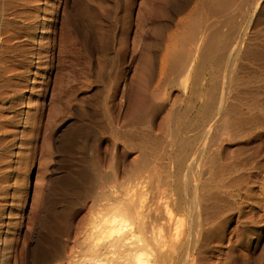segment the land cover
I'll return each mask as SVG.
<instances>
[{
	"label": "rangeland",
	"instance_id": "374dc122",
	"mask_svg": "<svg viewBox=\"0 0 264 264\" xmlns=\"http://www.w3.org/2000/svg\"><path fill=\"white\" fill-rule=\"evenodd\" d=\"M255 1H13L14 11L22 15L17 16L16 11L7 15L18 30L11 44L25 50L18 58L17 54L11 56L17 59L11 71L3 69L8 71L3 75L11 78L9 85L0 90V128L4 126L0 129V194L4 185L9 186L11 196L6 202L14 205V214H21L18 196L26 204L19 234L6 232L9 208L0 195L3 264H74L91 220L97 216L101 202H106L97 196L98 181H108L110 175V181L115 178L111 167L115 160L118 181L126 184L124 188L145 184L163 159L172 166H182L185 161V171L182 168L180 173L187 172L186 161L201 141L199 125L204 118L201 105L205 98L199 96L202 90L203 94L208 92L204 95L214 105L218 69L231 50L238 11L237 20H252L253 36L264 31V0ZM52 36L55 39L50 42ZM39 48L46 53L40 56L43 59L33 55ZM255 53L256 59L239 62L235 75L236 93L242 95L239 99L243 102L264 99V52ZM190 54L195 57L194 65L189 75L186 72L183 76ZM182 77L188 82L185 97L193 88L198 100L195 105L190 103L179 119L185 124L178 126L185 127V132L174 131L179 123L174 120L170 134L174 135L170 136L163 131L166 114L171 100L183 96ZM165 81L168 89L162 86ZM144 83L156 90L159 86L161 91L166 89V96L164 91L162 94L167 103L144 106ZM110 95L116 102L115 113H119L118 127L106 123V111L101 106ZM208 197L203 215L214 227L203 224L200 240H204L197 263L264 264V215L260 216L263 221L259 220L260 211L251 209V204H243V215V210H237L239 204L231 199L220 198V203L217 197L215 202L212 200L213 193ZM226 201L229 205L224 206ZM233 205L237 209L232 210ZM252 212L255 216L250 215ZM182 213L179 218L185 220ZM243 216H248L251 223ZM175 257L166 259V264L168 260L180 264L185 259Z\"/></svg>",
	"mask_w": 264,
	"mask_h": 264
},
{
	"label": "bare ground",
	"instance_id": "6f19581e",
	"mask_svg": "<svg viewBox=\"0 0 264 264\" xmlns=\"http://www.w3.org/2000/svg\"><path fill=\"white\" fill-rule=\"evenodd\" d=\"M13 1L14 0H0V90L5 86L9 85V80L11 78V77H5L4 75L6 73L3 75L4 73L3 71L8 72L3 69H9V71H11L10 67H12L17 60L11 58L13 56L15 57L16 56L15 54H17L16 58H18V56L22 54V49L23 51L25 50L24 48H20L17 45L16 47L11 44V41L14 40L12 39V36L18 33L17 26L15 23H13L14 21L12 17H11L12 20L9 19L10 17L7 18L8 13L11 14V12L14 11ZM255 2H258V0ZM252 6L254 7L255 5L252 4ZM252 6H247V7L253 8ZM248 11H246L245 16L246 14L248 15L247 13ZM15 14L17 15L19 14V12ZM20 14L22 15V13ZM237 14H239V11ZM237 14L235 17L236 18L235 21H233L235 23L234 24L235 30L232 35L233 38L231 37L233 39V41L231 39L232 44H230L232 45V47L230 46L231 50L226 55V58H224L222 65L219 66L218 69V73H217L218 79L216 81L217 82L216 97L213 95V99L215 98L216 99L212 100L214 101V105L212 104L209 97L205 96L208 95V92L207 94H205L206 93L205 92L204 95L202 93L203 90L201 89L202 91L199 97L203 95V97L205 98L203 104L201 103L202 104L201 109H203L204 111L202 112L204 118L202 119L201 125H199L201 126V133H200L201 141L198 147L196 145V149L194 148V151L192 152L193 154L191 153V156H189L190 158L189 160H187L188 162L186 161L187 163L186 170L188 173L184 172L183 175H181L180 173L182 168L185 171V161H183V163L180 164L182 166H172L171 163H163L164 159L162 158L163 159L162 161L158 160L161 163L160 162L157 163L160 165H156V168L154 170V176H151L148 181L145 180L146 182L145 184L139 185L138 183L136 186H133L132 184L131 185L132 187L131 186L129 187V185L127 184L128 187L124 188L122 186H125L126 184L122 185L118 181V177H117L119 172L118 163H117L118 160H115L114 162L116 164L111 166L114 169L112 170L114 172L115 178L110 181L111 178L110 175V177L107 178L109 179L108 181L107 180L101 182L98 181L99 183L97 184L98 185L97 196L99 200L100 197H102L101 201L105 199L106 202H104V200L101 202L103 205L102 206L100 205L101 208L99 207L100 210L96 214L97 216H95L91 220L92 222H90L89 228L86 230L87 232L81 241V245H80L81 253H79L80 257L78 259L77 257L76 259L74 258V262H75L74 264H166L167 262L166 259L171 258L172 260V258H174L175 256L176 257L179 256L180 258L181 256H183L185 258L184 259L185 261L182 259L181 263L182 261H184L185 262L184 264H198L199 263V262L197 263L198 257L201 256L200 254L202 252L200 250L201 248L200 245L203 246L202 242L204 240V238L202 239V241L200 240L201 239L200 237L201 235L203 236L202 233L204 231V230L202 231V227L203 224L207 223L206 221L207 217L204 218L203 215L205 214L203 212V208L204 206L207 207L206 203L207 201H209L208 196L212 195V193H213V199H212L213 201L215 200L214 197H217V199L220 200L219 202L221 203L223 197L225 198L227 197L231 199L233 202L238 203L239 206H236L238 207L237 209L236 207L234 208V206L237 204L231 201L233 204H235L231 206L233 207V209L231 208L232 210L237 209L242 211L245 208V207L243 208V204H249V205L251 204L252 205L251 209L254 210V207L258 208V210L260 211V213L257 212L259 213L258 214L259 220L263 221V219H260L261 218L260 216L264 215V99L253 100L252 102L241 101L240 99L242 95L241 96L239 95L240 97L239 99L238 94L236 93L234 81L239 66V62L241 60L249 57H251V59L252 58L254 59L255 57L256 59V56H254L256 54L255 53L256 51H260V53L264 52V31H262L257 36H253L251 34L252 20L247 19L246 17V21L242 19L239 21L237 20V17H239L237 16ZM241 14H244L243 11L241 12ZM241 14L240 16H242ZM12 15L14 14L12 13L11 15L8 16H12ZM245 16L243 15L242 18L245 19ZM19 30L22 31L21 29ZM49 36L51 37V35ZM53 39L55 38L52 36L50 42H52ZM41 48H39L40 50H38L33 55H36L38 58H40V56L44 57L42 56V54H46V53H43V51H41ZM49 48L50 46L48 48L46 47V50H48ZM191 53L193 54L192 51ZM191 56L188 59L186 68L185 66L184 69L182 68L184 70L183 76H185L186 72L188 73L187 75H189V73L192 70L195 57L194 55L192 57ZM261 59L263 60V58ZM163 65L165 64L163 63ZM184 78L182 77L183 81L181 80L182 87L184 90L183 96L176 99L170 98L172 100L170 103V108H168L167 110L168 112L166 114L165 130H163L164 133H166V135H170L171 130L173 132L174 129L172 123L175 122L174 120L178 121L182 113L183 112L185 113L186 111L185 108H187L190 103L195 105L196 104L195 102H197L198 100L197 99L198 95H195L193 88L192 90H190L191 93L187 94V96L185 97V86H186L185 83L188 84V82ZM163 81L164 80H162V82ZM166 84H168L167 81H165V84H163L162 86L168 89ZM202 85L206 86L204 83ZM42 88H44V86ZM160 88L161 87L159 86L157 87L156 90L154 88H149L148 84L144 83L142 85L141 101L145 104L144 106L148 104L152 106H157V105L163 106V104L166 102V99L163 97V94L166 92L164 90L166 89L162 90L164 91L162 94L161 91L162 88L161 89ZM2 96L5 97L4 95ZM44 97H46V95H44ZM159 100H161L162 102H159ZM101 102H102L101 106L105 109L106 112L104 113H106V117L108 119V122L106 123H108L110 126L116 124L118 127V121L120 119L118 118L119 113L117 112L118 114H116L114 110L116 106V102L115 100H113V96L110 95L107 99L104 98V100ZM2 106L3 105H1V107ZM30 114H32V112ZM183 117H185V115ZM181 121L182 120H179V123L176 124L175 126L176 129L174 130L176 133L180 132V134L185 132V127H182L180 125L178 126V124H180ZM1 123L2 122H0V124ZM183 123L184 122H182L181 125ZM117 127L115 128L118 131L119 129H117ZM4 131L5 129L3 130V132ZM172 135L174 134L172 133ZM228 145H232V148H230L229 146L228 149L227 147ZM150 168L152 169V167ZM6 172H4V174ZM185 173L187 174L185 175ZM181 176L183 177L181 178ZM179 177L181 178V180H179L180 179ZM185 177L187 180H185ZM6 180L7 179H5V181ZM8 187L9 186L4 185L1 188L2 195L0 194L3 202L6 204H7L6 202L7 198L11 196ZM13 197H15V195ZM17 198L16 199L18 201L15 199L17 201V204L22 203L21 209L20 210L18 209L19 211H21V214L18 213L14 214L13 211L15 210L12 207L14 205L7 204L9 208L8 217H7L8 222L7 223L4 222L5 224L1 223L4 224L5 227H7L6 232L15 233V234H19L18 227L21 224L22 221L21 219L23 215L22 211L25 208V204H26L23 203L21 195L18 196ZM98 198H96V200ZM231 202L228 201V203ZM222 203H225V201ZM228 203L223 205L227 206L229 205ZM223 208L227 209V207H223ZM244 210L242 211L244 212L242 213L243 215L245 214ZM181 212L184 213L182 214L183 216L185 215V220L184 218L183 220L180 219L181 217L179 218V214ZM253 212L250 213V215H253L254 214ZM3 214L4 213L2 212V215ZM248 216H246L247 220H248ZM253 216L251 217L253 218ZM243 217L246 219L245 216ZM249 222L251 223V221ZM208 223L205 225V227L208 226ZM211 227L214 226L211 225ZM0 245H1V228H0ZM179 257L178 259H180ZM202 257H204V255H202ZM2 258H3L2 248L0 246V264H3ZM200 261L202 262V259ZM169 262L173 263L172 261L168 260V263Z\"/></svg>",
	"mask_w": 264,
	"mask_h": 264
}]
</instances>
